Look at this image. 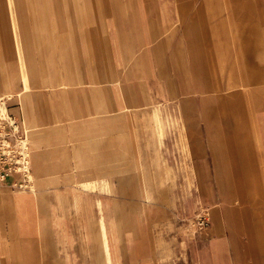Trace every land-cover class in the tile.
Instances as JSON below:
<instances>
[{"label": "crops", "instance_id": "crops-1", "mask_svg": "<svg viewBox=\"0 0 264 264\" xmlns=\"http://www.w3.org/2000/svg\"><path fill=\"white\" fill-rule=\"evenodd\" d=\"M152 9L114 34L109 3L0 0L34 174L0 190V264H264V0ZM177 169L194 198L160 195Z\"/></svg>", "mask_w": 264, "mask_h": 264}, {"label": "rangeland", "instance_id": "rangeland-1", "mask_svg": "<svg viewBox=\"0 0 264 264\" xmlns=\"http://www.w3.org/2000/svg\"><path fill=\"white\" fill-rule=\"evenodd\" d=\"M175 1L177 2L178 0H97L98 3H102V4L109 3V5H111L114 34H119L120 29L134 27L136 25V18L140 13L148 14L152 18V15L155 13V11L152 9L153 3L175 2ZM118 30L119 32H117ZM117 40L120 41V37ZM114 43H115V39H114ZM25 85L26 88H30L29 79L27 78V76H25ZM0 95H1L0 96V190L7 189L10 191L11 190L24 191V189H30L29 188L30 178L27 176V174H25L26 171L22 169V166L25 163L24 162L25 158H22L23 155H21L20 152L21 150L25 151L24 142L26 145H28V143L30 142V138L27 137L26 131L25 134L24 132L25 129L23 125L20 126V130L22 129L21 132L19 130V132L16 133L15 128L14 131L10 129L9 121L6 120H11L9 118H15L16 115H18L15 110L16 107L14 108V105L12 104V98H11L12 96H8L7 94H2L1 92ZM3 104H7L9 107V111L7 114L2 110ZM177 125H176V130L178 127ZM173 128L174 127H172L171 129ZM172 141L174 143L175 139H172ZM177 146L179 145L177 144ZM175 152L178 160V163H176V165L180 168L186 167L182 165L183 163H186L185 157H183L184 152L182 151V149L180 152L179 151H175ZM181 154L183 155L182 157ZM29 167L31 171V178L34 180V174L31 167V160H29ZM173 174L174 176H172V178H176L171 181L173 184L161 187L160 195L166 196L167 198H194L196 188L187 185L186 183H189L187 180H183V179L181 181L177 180L176 175H178V179L183 178V177H179L183 175L182 173L181 174L179 173V169H177L176 172H174ZM179 182H181L182 184L178 185ZM93 188L100 195L102 194V192L103 194L104 192H107L105 191L106 188L104 187V184L102 182L96 184V186L92 187V189ZM204 209L205 208L199 209L197 212H195L194 216L189 219L180 218L178 216L173 217V215L168 214L170 218H168L167 216V219H162L161 224L166 227H177V228L184 227L185 230L191 229L194 230L195 233L208 231L211 223L207 227V229L198 227L196 223L199 212ZM177 214H179L178 211Z\"/></svg>", "mask_w": 264, "mask_h": 264}, {"label": "built area", "instance_id": "built-area-1", "mask_svg": "<svg viewBox=\"0 0 264 264\" xmlns=\"http://www.w3.org/2000/svg\"><path fill=\"white\" fill-rule=\"evenodd\" d=\"M9 119H11V120H6V121H9L10 129H12L14 131V128H15L16 133L19 132L20 126H22V124H20V118L16 115L15 118H9ZM21 130H20V132H21ZM24 132H25V130H24ZM25 134H26V132H25ZM25 152H26V149H25V151H23V153L20 152L21 155H23L22 158H25V161L24 162H26L27 161V158H28L26 156V153ZM24 165H25V163L23 164V166ZM196 223H197V226L198 227H200V228H206L207 229V227L211 223V214H210L209 210L204 209V210L200 211L199 212V215L197 217Z\"/></svg>", "mask_w": 264, "mask_h": 264}, {"label": "bare ground", "instance_id": "bare-ground-1", "mask_svg": "<svg viewBox=\"0 0 264 264\" xmlns=\"http://www.w3.org/2000/svg\"><path fill=\"white\" fill-rule=\"evenodd\" d=\"M3 106H4V104L2 105V110H3ZM4 110H6L5 109V107H4ZM3 110V112H5ZM6 114H7V112H6ZM24 147H25V149H26V156L28 157L27 158V161L25 162V165L24 166H22V169L23 170H25L26 172H25V174H27V176L29 177V178H31V171H30V167H29V152H28V150H27V147H26V145H25V143H24ZM22 153H23V151H21ZM30 185V184H29ZM29 187V186H28ZM30 188V187H29Z\"/></svg>", "mask_w": 264, "mask_h": 264}]
</instances>
